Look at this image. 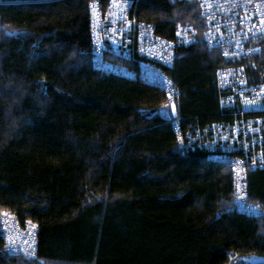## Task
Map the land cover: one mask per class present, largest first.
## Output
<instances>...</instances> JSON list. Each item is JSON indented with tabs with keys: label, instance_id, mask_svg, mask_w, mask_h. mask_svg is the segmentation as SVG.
<instances>
[{
	"label": "trees",
	"instance_id": "obj_1",
	"mask_svg": "<svg viewBox=\"0 0 264 264\" xmlns=\"http://www.w3.org/2000/svg\"><path fill=\"white\" fill-rule=\"evenodd\" d=\"M93 1L110 0H0V219L38 230L34 257L8 256L0 227V264H263L264 217L234 209L231 168L178 148L160 88L93 64ZM133 1L162 37L197 32L164 69L182 132L232 122L198 2ZM248 190L264 206V170Z\"/></svg>",
	"mask_w": 264,
	"mask_h": 264
},
{
	"label": "built area",
	"instance_id": "obj_2",
	"mask_svg": "<svg viewBox=\"0 0 264 264\" xmlns=\"http://www.w3.org/2000/svg\"><path fill=\"white\" fill-rule=\"evenodd\" d=\"M197 1L204 23L203 40L220 52L228 63L217 72L221 105L236 110L229 123L214 124L205 131L184 134L171 105L180 97L179 89L165 68H172L178 49L197 40L191 25H178L175 37L160 36L153 24L132 15L133 0L100 1L89 5L93 64L106 75L140 80L160 88L166 97L168 115L178 137L180 150H204L208 158L228 165L233 178L234 209L251 217H264V206L250 200L248 174L264 170V71L254 61L264 57V0H182ZM251 66L256 72L252 78ZM4 253L34 257L38 230L22 223L12 213L0 219Z\"/></svg>",
	"mask_w": 264,
	"mask_h": 264
},
{
	"label": "water",
	"instance_id": "obj_3",
	"mask_svg": "<svg viewBox=\"0 0 264 264\" xmlns=\"http://www.w3.org/2000/svg\"><path fill=\"white\" fill-rule=\"evenodd\" d=\"M171 109H172V116L174 118H176L177 117V108H176V105L175 104L171 105ZM259 262L264 264V260H261Z\"/></svg>",
	"mask_w": 264,
	"mask_h": 264
},
{
	"label": "rangeland",
	"instance_id": "obj_4",
	"mask_svg": "<svg viewBox=\"0 0 264 264\" xmlns=\"http://www.w3.org/2000/svg\"><path fill=\"white\" fill-rule=\"evenodd\" d=\"M180 24H182V25H188V24H184V23H179L178 25H180ZM191 26H192V25H191ZM197 40H198V37H197ZM197 40H196V41H197Z\"/></svg>",
	"mask_w": 264,
	"mask_h": 264
},
{
	"label": "bare ground",
	"instance_id": "obj_5",
	"mask_svg": "<svg viewBox=\"0 0 264 264\" xmlns=\"http://www.w3.org/2000/svg\"><path fill=\"white\" fill-rule=\"evenodd\" d=\"M142 21V20H141Z\"/></svg>",
	"mask_w": 264,
	"mask_h": 264
}]
</instances>
